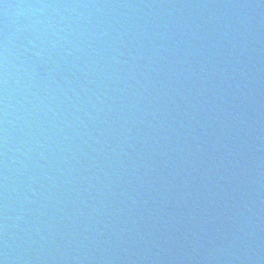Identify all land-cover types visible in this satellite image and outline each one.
<instances>
[{
    "label": "water",
    "instance_id": "95a60500",
    "mask_svg": "<svg viewBox=\"0 0 264 264\" xmlns=\"http://www.w3.org/2000/svg\"><path fill=\"white\" fill-rule=\"evenodd\" d=\"M0 264H264V0H0Z\"/></svg>",
    "mask_w": 264,
    "mask_h": 264
}]
</instances>
